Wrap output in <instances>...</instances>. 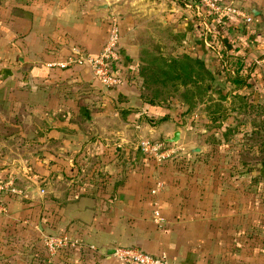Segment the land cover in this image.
<instances>
[{"label":"crops","instance_id":"obj_1","mask_svg":"<svg viewBox=\"0 0 264 264\" xmlns=\"http://www.w3.org/2000/svg\"><path fill=\"white\" fill-rule=\"evenodd\" d=\"M138 8L136 0H0V264H125L112 255L118 246L170 264H264V137L227 120L208 128L160 118L166 111L146 103L139 74L150 49L138 37ZM112 11L120 39L111 69L121 84L100 86L84 63L48 66L74 50L96 54ZM175 14L156 26L175 32ZM175 132L177 142L166 143L175 152L160 164L137 149ZM156 181L163 185L151 194ZM63 233L80 245L49 256L41 237Z\"/></svg>","mask_w":264,"mask_h":264},{"label":"rangeland","instance_id":"obj_2","mask_svg":"<svg viewBox=\"0 0 264 264\" xmlns=\"http://www.w3.org/2000/svg\"><path fill=\"white\" fill-rule=\"evenodd\" d=\"M171 1L174 6L171 13H176L172 22L175 32L168 26H156L159 19L171 14L167 12L170 0H136L138 37L151 50L140 55L144 62L141 66L150 65L157 79L148 84L145 97H152L156 90V102L166 111L160 118L167 116V120H180L190 127L194 121L201 123V115L211 108L219 113L218 120L236 122L238 129L248 126L253 132L260 130L257 134L263 138L264 0L228 2L226 6L235 11L236 22L221 23L217 30L208 24L209 19L213 23V15L197 13L194 1L189 0L188 7L181 1ZM154 6L163 9L160 14L139 11ZM117 14L120 19V10ZM183 55L202 62L201 68L193 64L196 73L193 83L185 82L182 73L176 78V69L180 67L173 69L174 63L170 64L172 60L184 62Z\"/></svg>","mask_w":264,"mask_h":264},{"label":"built area","instance_id":"obj_3","mask_svg":"<svg viewBox=\"0 0 264 264\" xmlns=\"http://www.w3.org/2000/svg\"><path fill=\"white\" fill-rule=\"evenodd\" d=\"M194 7L198 12H205L217 17L222 12H227L236 15L233 9L224 7L218 0H192ZM183 5L188 7L189 0L181 1ZM120 39L119 20L117 14L109 13L107 16V31L104 43L101 49L94 55L78 54L76 50L73 51V56L67 57L64 61H60L48 66H56L59 68L65 67L71 62L84 63L88 66L90 74L100 86L110 88L122 83V78L117 76L111 69V64L118 60V44ZM137 149L141 154L149 157L154 163L160 164L164 160L170 158L175 150L168 147V145L161 140H140ZM161 181H156L154 187L150 189L151 194H155L162 187ZM152 221L159 224L162 219L159 212V207L156 202L151 203ZM7 212L6 203L2 200L0 195V214ZM41 243L49 256L54 255L64 248H76L80 245L79 241L72 238L68 234L51 235L45 234L41 237ZM112 255L114 258L125 264H170L166 255L152 256L136 247H115Z\"/></svg>","mask_w":264,"mask_h":264},{"label":"trees","instance_id":"obj_4","mask_svg":"<svg viewBox=\"0 0 264 264\" xmlns=\"http://www.w3.org/2000/svg\"><path fill=\"white\" fill-rule=\"evenodd\" d=\"M177 1H186V0H177ZM235 22H236V15L230 14V13H227L224 11V12L220 13L217 17H214L213 23L209 19L208 24H209V26H211L212 28L217 30L218 27H220L221 23L229 25V24H232ZM181 58L185 59L184 62L179 63L177 60L170 61V64L174 63L173 69H176L175 66L180 67V68H178V70L176 69L177 73L175 76H176V78H178L179 75L182 73V75L185 76V78H186L185 82H192L193 83L195 80V76H196V73L193 72V70H194L193 64L198 65L201 68L202 62L197 58H191L187 55H183ZM151 71H153V70L150 69V65L140 66L139 74L142 77V83L143 84L148 85V84H151L152 82H156L155 80H157V79H155V71L152 73H151ZM205 72H207L209 78H211L210 73L207 70ZM153 93L154 94L152 95V97H150V98L145 97L146 103H148L150 105L158 104V102H156V98H157L158 93L156 92V90ZM204 115H205L206 121L202 118L201 125L208 126V128H210L212 126L219 127L221 122H223L221 120H218L219 119V117H218L219 113L217 111L211 109V108H209V110L205 111ZM165 118H166L165 116L162 117V119H165ZM225 130H227V128ZM228 133H229V135L231 134L229 132V130H227V133H224L222 135L226 136V135H228ZM210 135H212V134L210 133ZM209 138L211 139V141H213L215 143V140L213 137H209Z\"/></svg>","mask_w":264,"mask_h":264},{"label":"water","instance_id":"obj_5","mask_svg":"<svg viewBox=\"0 0 264 264\" xmlns=\"http://www.w3.org/2000/svg\"><path fill=\"white\" fill-rule=\"evenodd\" d=\"M104 7H105L104 4L98 5V8H104ZM177 140H178V132H175V133H173V135H172L171 138L164 139L163 142H165V143H172L173 144V143H176ZM54 235H56V234H54Z\"/></svg>","mask_w":264,"mask_h":264}]
</instances>
